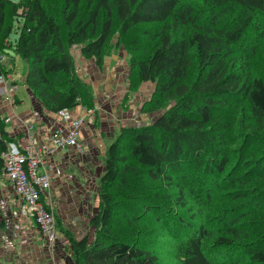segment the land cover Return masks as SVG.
<instances>
[{
  "label": "trees",
  "instance_id": "trees-1",
  "mask_svg": "<svg viewBox=\"0 0 264 264\" xmlns=\"http://www.w3.org/2000/svg\"><path fill=\"white\" fill-rule=\"evenodd\" d=\"M58 2L60 18L44 0H0V54L22 58L24 83L49 112L77 104L93 108L91 86L75 74L68 47L80 44L82 57L93 58L100 66L113 31L125 34L139 24H153L141 30L150 44L144 48L138 42L135 47L145 49V55L130 56L129 66L134 71L129 75L131 87L136 82L155 85L141 110L153 118L139 126L121 127L106 146L98 182L99 211L89 220L94 237L86 233L75 238L67 229L61 230L74 264H156L153 252L112 230L114 223L123 224L117 219L121 207L120 217L132 226L156 204L150 202L160 203L158 190L164 183L176 188V203L184 207L186 199L198 201L200 194L204 204L211 202L223 187L225 172L233 187L264 180V77L245 72L250 68L245 58L249 55L234 53L248 29L263 31L264 0H87L86 15L83 0ZM120 40L114 45L118 47ZM8 72L0 61V73ZM0 134L3 149L10 139L1 116ZM242 164L260 168L263 178L254 181L257 176L252 168L250 176H243L238 172ZM141 174L144 188L127 193L130 181ZM178 175L184 180L193 176L199 184L185 191ZM113 183L120 185L111 192ZM234 190L232 199L247 198L253 206L238 213L234 208L230 216L208 214L194 223L200 209H193L186 221L179 216L185 231L173 264H217L209 251L213 246L230 249L228 260L220 264H264L261 223L245 219L260 213L255 205L262 204L264 190ZM221 221L224 228L218 233L213 224ZM237 249L242 251L237 253Z\"/></svg>",
  "mask_w": 264,
  "mask_h": 264
},
{
  "label": "rangeland",
  "instance_id": "rangeland-1",
  "mask_svg": "<svg viewBox=\"0 0 264 264\" xmlns=\"http://www.w3.org/2000/svg\"><path fill=\"white\" fill-rule=\"evenodd\" d=\"M12 1H17V0H12ZM86 1L87 0H83L82 2V10L84 11L85 15L88 10ZM185 1H194V0H180V2L182 3ZM44 2H45V5L48 4V7H47L48 10L56 13V15L59 17L58 0H44ZM224 19L226 20V18ZM10 20H11V17H10ZM261 20L264 21V18ZM261 20L259 21V23L262 22ZM13 24L19 25L17 21H14V19H13ZM224 24H226V22L221 23V25H224ZM262 25H263V28H262L263 31L261 32L260 31L254 32L250 30L251 28L248 29V31H246L245 33V37L241 38V40L235 44L234 53H235V56L237 57L239 56L245 57L244 52L248 54L249 58L248 57H245V58L248 59L247 61H248L250 68H245V72L252 71L251 73H254L256 75L261 74V76L264 77V22H262ZM152 26L153 24L142 23V24L132 27L125 34H120L117 31H113L110 37L111 42L106 47V55L102 61V64L100 66L96 65L97 72H95L96 71L95 69L93 73H87V76H83L82 75L83 73L81 74L80 69H79L81 68V65H82V64H79L80 60H78V58H80L79 56H82L80 53V44L75 43L71 45L70 47H68V51L71 53L74 59L75 74L80 73V75L77 74L79 78H81L88 85H90L93 92L99 91V89H101L102 92L100 96L105 95L106 91H109L108 96H110L111 99L113 98L116 101V104L118 106H122L123 108H125V110L132 112V119L137 120L139 125H141L142 123H149L153 118V115H151L149 112H142L141 110L144 104L151 98V94L154 91L155 85L152 82H142V83L136 82L135 86L133 87L130 86V76L129 75L132 72H134L129 67L130 66V56L145 55L146 53L145 49L135 48V47L138 45V42H140L141 45L144 46V48L150 44L151 42L150 38H148V36H144L141 33V30L147 27L150 28ZM248 34H250L249 38H248ZM258 35L259 37H257ZM118 39H121V40L119 42L120 43L119 46L117 47L114 44L116 41H118ZM256 40L258 41V45L255 44ZM254 46H256L257 48L249 52V48L251 47L254 48ZM4 56L5 57L3 58L1 63L6 68L8 61L6 59V54H4ZM87 59L92 60L95 64V61L93 58H87ZM237 62H236V66L238 67L239 63ZM24 68H25L24 61L22 60V58L17 57V62L15 64V71H16L15 73H17L16 80L19 81V76H21V74L24 72L25 70ZM192 70L193 72H195L196 69L193 67ZM106 75H108L109 77L108 80H107V77H105ZM132 77L134 78V76ZM192 78H193V74L190 75L189 81H191ZM103 81L104 82L106 81V83L109 82L110 86H107L105 88H102L101 86H99L98 88V85H102V86L104 85ZM117 81L120 83L123 82V87H121V89L119 90H116ZM19 83L18 85L19 87H21L20 90L25 91V89L23 88L22 81H19ZM24 101L28 103L29 101L28 95L26 96ZM77 105H80V104H77ZM77 105H75L74 108H76ZM94 105L95 104H93V108H92L93 112L90 113L89 115L96 113L94 112L95 110ZM99 108H100L99 110H101V107ZM67 109H70V108H67ZM5 118H4V122L6 124L9 118L7 121L5 120ZM94 118H95L94 119L95 123H97V117L94 116ZM34 126H35V123H34ZM132 126H133V122H132ZM128 127H130V125H128ZM9 139L10 140L5 141V147H6V142L13 140V138H9ZM5 147L3 149H5ZM1 150L2 149H0V151ZM103 161H104V155H103ZM246 161H250L248 160V156H246ZM244 162L245 161H243V163ZM235 163L236 162L233 160V165H235ZM251 168L255 171V174H256L255 176H257L254 179V181L260 180L261 177L263 178L261 174H258L259 170H261L260 168L258 169L254 166L251 167V166H248V164H242L238 172L242 173L243 176H245L246 173H247L246 176H250V173H248V171H250ZM226 171H229V170H226ZM174 174H178V172H174ZM179 175L176 178L178 179L179 183H181L180 181H182V183L184 184L185 191H188L190 186H192V188L195 190L194 187H196L199 184L196 178H193L192 176L191 178L189 179L185 178L184 180L183 178H180ZM228 175H229V172L228 173L225 172L223 174V176L226 177V180L223 184L224 188L222 187L223 191L221 189L217 193H215L216 196L208 204H204L205 199L200 194V197L196 198L198 201H193L189 198V199H186V204L189 206L184 205V207H178L176 203V200L178 199L176 188L172 189V187L164 183V185L158 190V193L161 195L160 203L150 202L149 204H155V203L156 204L151 208L149 212L145 214H141L140 216L138 215L139 217L137 221L135 220L134 222V224L136 225H133V224L132 226L125 225L124 219L120 217V214L123 211V207H121V210L117 211V219L120 222H123V224L117 225L114 223L112 230L119 235H123L124 237L129 238L130 240L133 241V243L135 242V244H139V246H141L142 248L146 250L148 249L151 252H153L157 257L156 264H173L174 261L177 259L176 249H177L178 242L184 238V235L182 234L185 231V228L182 227L183 225L180 221L181 219L179 218V216L180 217L182 216L183 219L186 221L190 215L194 214L193 209H198V210L200 209L201 214H196L195 220H192V222L194 223L196 221H201L203 217L208 214L215 215L216 213L217 214L225 213V216H230L232 215L233 213L232 211L234 210V208H236V210H234L236 211V213L245 212L247 209H249V206H253L251 205L252 202L248 201L247 198H239L235 200L232 199L234 191H236L234 190L235 187L236 188L245 187V189L247 188L249 189V191L255 192V193L261 192L262 190H264V180L261 182V184L260 183L257 184L256 182L251 183V182L243 181V182H239L238 184L236 183L235 187L230 186L231 184L229 180L231 178L230 176L228 177ZM141 176L137 178H133L130 181L132 186L130 188H127L126 190L127 193L129 192V189H131L130 191L134 190L135 193L141 192V188H144V184H143L144 180L139 179V178H143L144 176L142 177ZM206 180H208V178H206ZM245 183H248V184H245ZM118 185L120 184L113 183L110 191L111 192L115 191ZM211 185L212 184H210L209 186ZM98 192L99 190L97 189V200L95 202V208L93 209L92 207H90V209L89 208L87 209V215H89L90 217L95 215L99 211ZM167 196H170V197H167ZM7 197L9 198L8 191H7V188L5 185V179L2 176L1 167H0V248L8 249V252H7L8 254L6 258H4L6 262H0V263L2 264H25V262L23 261L20 262V259L22 258L18 256L22 253V249H24L22 246V242H21L22 241V235L20 233L21 230L17 229L15 226V224L17 223L15 221L16 215L14 216L13 214L15 212V208H14V205L7 204V201L4 199ZM120 199H123V198L120 197ZM261 202L262 204L255 205L257 212H260V213L259 214L257 213L249 214L247 217H245V219L249 220L250 222L261 223L260 231L261 233L264 234V199ZM201 204L204 206L201 207ZM65 213L68 214L69 216L73 215V213L70 210L65 211ZM135 215H137V213ZM55 219H56V227L58 231L57 232V243L60 242L61 245H64L67 247V245L69 244L68 240L66 236H64L61 230V229L64 230V227L61 226L62 219L60 218L58 219V216L56 215V213H55ZM221 223L222 221L217 222L216 225L213 224L214 230L218 231V233L222 232L224 228L222 226L223 224L221 225ZM221 226L222 228H220ZM217 227H219V229ZM38 230L40 231L39 228ZM136 230H137V233H136ZM95 232H96L95 229L89 223L88 234L90 238L94 237ZM210 249L211 250L213 249L212 251L211 250L209 251L210 253L212 252L213 260L217 264L224 263L225 261L228 260L230 256V253L228 252L230 249H225V248L218 249L214 246L211 247ZM234 251H236L237 253L238 252L240 253L242 250L237 249ZM241 264H242V261H241Z\"/></svg>",
  "mask_w": 264,
  "mask_h": 264
},
{
  "label": "crops",
  "instance_id": "crops-1",
  "mask_svg": "<svg viewBox=\"0 0 264 264\" xmlns=\"http://www.w3.org/2000/svg\"><path fill=\"white\" fill-rule=\"evenodd\" d=\"M13 40L14 36L11 34L10 42ZM6 50L10 52V49ZM17 57L10 56L9 53L6 54L8 61L6 69H9L8 73L13 80L17 83L22 81L25 91H21V87L18 85L12 93L11 100L2 97L4 95L0 91V116L9 118L5 124V130L8 137L13 139L23 130L28 121L35 123L37 133L40 135L59 123L56 118L57 113L47 111L31 95V91L24 83L25 70L19 76V81L16 80L15 64ZM79 57V64H82L79 69L83 76H87V73H93L95 69L97 72L96 64L92 60ZM80 73L77 74L80 75ZM105 77L108 80V75ZM106 81H103V86L98 85V88L99 86L102 88L110 86L109 82L106 83ZM121 87H123V82L117 81L116 90L121 89ZM101 92V89L93 92L94 112L96 113L89 115L82 112L80 108H76L78 114L83 117L79 136L80 147L71 145L67 149L56 151L52 159L54 171L51 174L50 187L43 196L44 201L56 213L58 219H62L61 226L70 231L75 238L88 234L90 216L87 215V209L95 208L98 182L104 171L103 155L106 144L114 139L121 127L132 126V122L134 124L137 121L132 119V112L118 106L116 101L108 96L109 91L100 96ZM27 95L29 97L28 103L24 101ZM94 116L97 117V123H95ZM5 185L9 198L4 199L7 204L14 205L15 212L13 214L16 215L15 221L17 222L15 226L21 230L22 235L21 242L24 249L18 255L22 258L20 262L23 261L25 264H74L69 244H66V247L60 242L57 243V240L53 244H49L31 219H24L20 216L18 200L6 180ZM67 210H70L73 215L66 214L65 211ZM7 252L8 249L0 248V262H6L4 258H6Z\"/></svg>",
  "mask_w": 264,
  "mask_h": 264
},
{
  "label": "built area",
  "instance_id": "built-area-1",
  "mask_svg": "<svg viewBox=\"0 0 264 264\" xmlns=\"http://www.w3.org/2000/svg\"><path fill=\"white\" fill-rule=\"evenodd\" d=\"M4 57V54H0L1 62ZM17 87L18 83L9 73H0V91L6 99H12V93ZM76 108L86 114L93 112V109L82 105H77ZM76 108L57 112L58 125L42 135L37 133L32 121L26 122L23 130L13 140L6 142L5 149L0 151L1 173L18 200L20 216L31 219L49 244L57 240L58 231L55 213L46 204L43 196L50 187L51 174L54 171L52 159L56 151L67 149L71 145L80 147L83 117ZM135 124L139 126L138 121Z\"/></svg>",
  "mask_w": 264,
  "mask_h": 264
},
{
  "label": "bare ground",
  "instance_id": "bare-ground-1",
  "mask_svg": "<svg viewBox=\"0 0 264 264\" xmlns=\"http://www.w3.org/2000/svg\"><path fill=\"white\" fill-rule=\"evenodd\" d=\"M55 156V155H54Z\"/></svg>",
  "mask_w": 264,
  "mask_h": 264
}]
</instances>
